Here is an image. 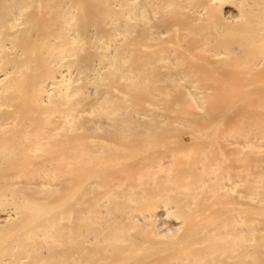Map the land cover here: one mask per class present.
<instances>
[{
	"label": "bare ground",
	"instance_id": "6f19581e",
	"mask_svg": "<svg viewBox=\"0 0 264 264\" xmlns=\"http://www.w3.org/2000/svg\"><path fill=\"white\" fill-rule=\"evenodd\" d=\"M0 264H264V0H0Z\"/></svg>",
	"mask_w": 264,
	"mask_h": 264
}]
</instances>
